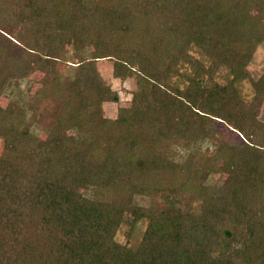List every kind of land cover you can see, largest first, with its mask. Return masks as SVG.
<instances>
[{
  "label": "trees",
  "instance_id": "16d2710c",
  "mask_svg": "<svg viewBox=\"0 0 264 264\" xmlns=\"http://www.w3.org/2000/svg\"><path fill=\"white\" fill-rule=\"evenodd\" d=\"M263 42L264 0H0V97L42 75L0 102V264H264Z\"/></svg>",
  "mask_w": 264,
  "mask_h": 264
},
{
  "label": "rangeland",
  "instance_id": "374dc122",
  "mask_svg": "<svg viewBox=\"0 0 264 264\" xmlns=\"http://www.w3.org/2000/svg\"><path fill=\"white\" fill-rule=\"evenodd\" d=\"M67 55L70 56L72 52V47L70 46V42L67 45ZM92 46H88L90 50ZM112 62L109 59H101L98 60V66L101 70L103 77L107 81V83L111 86L112 89L116 90L119 95V100H106L102 103V110L105 117L114 119L118 116V111L120 106H126L129 104L132 98V91L135 88V82L130 80H120L119 78L113 75V71L111 70ZM58 68L65 75V80H69L76 73L75 63H67L65 60H61L58 62ZM250 71L255 79L259 78L264 73V42L258 47L256 50L253 59L249 64ZM42 75L40 72H34L30 77H26L23 79H14L12 80L7 87L5 88L3 94L0 97L1 104L5 105L8 101L13 100L18 102L20 105L26 106V99L37 93L40 88V82ZM217 80L224 82L227 80V70L222 69L220 73L217 75ZM244 89L249 92L250 87L249 84L244 86ZM260 119L264 121V106L260 114ZM45 122H36L32 129L33 132L38 134L41 137L46 136V132L43 126H45ZM224 128L225 134L228 138L232 139L234 134L228 130V128L220 125ZM218 143L216 141L202 143L201 144V152L204 154L212 155L217 150ZM3 148V141L0 138V153ZM186 153L178 150L176 151L174 159L182 162L186 158ZM226 178V174L224 173H211L210 180L215 184H222ZM127 220H131L130 214H125ZM144 226V225H143ZM142 226V227H143ZM121 240H124L123 234L119 235Z\"/></svg>",
  "mask_w": 264,
  "mask_h": 264
}]
</instances>
